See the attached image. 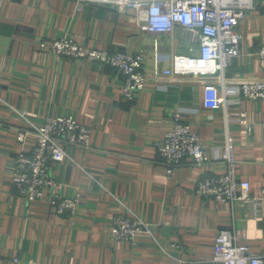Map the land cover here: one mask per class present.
<instances>
[{"label":"crops","instance_id":"0c3cea01","mask_svg":"<svg viewBox=\"0 0 264 264\" xmlns=\"http://www.w3.org/2000/svg\"><path fill=\"white\" fill-rule=\"evenodd\" d=\"M255 4L240 22L241 54L226 71L236 81L264 80L258 54L264 0ZM64 34L110 51L142 49L148 74L198 47L191 31L151 32L133 9L117 11L110 3L0 0V264H217L212 257L222 227L241 231V242L264 255V199L260 215L241 201L217 204L196 189L206 175L225 172L224 162H186L169 176L156 147L174 126L175 112L185 109V121L210 152L225 145L227 131L234 136L239 177L261 196L264 99L209 108L202 84L180 77L167 90L149 81L129 100L113 66L37 48L38 41ZM241 111L251 129L235 120ZM69 114L93 128L90 149L68 146L70 158L50 161L61 193L84 195L75 217L56 213L46 199H27L13 183L16 156L37 141L29 133L20 142L17 129ZM127 211L150 227L134 243L112 235L115 215Z\"/></svg>","mask_w":264,"mask_h":264},{"label":"built area","instance_id":"2783aa9c","mask_svg":"<svg viewBox=\"0 0 264 264\" xmlns=\"http://www.w3.org/2000/svg\"><path fill=\"white\" fill-rule=\"evenodd\" d=\"M110 3L117 11L133 9L137 18L151 32H172L180 26L193 33L198 47L189 53L177 54L167 68L156 67L151 74L143 70L144 51H110L80 44L68 34L42 39L37 48L68 58H81L108 64L123 76L122 94L134 99L136 94L154 81L159 89L167 90L171 78L193 79L202 84L204 105L209 108H227L243 99H264V80L246 78L236 81L226 76L231 61L241 54L240 22L257 0H79ZM264 59V44L258 51ZM185 109L175 112V123L156 142L160 163L170 176L175 168L186 162L202 164L222 161L226 171L209 174L200 179L197 193L212 197L215 203L241 201L251 206L255 215L263 207L264 188L261 196L251 194L250 182L239 177V160L235 152L234 136L227 131L226 143L212 147L211 152L203 143L200 133L185 121ZM29 113H23L27 115ZM229 119V118H228ZM251 129L246 112L241 111L236 119ZM2 123L0 122V127ZM264 129V122H262ZM29 133L36 135V144L30 151H20L15 158L13 183L29 200L46 199L53 211L75 217L84 198L82 192L64 196L59 181L50 171L51 160L70 158L66 147L82 149L92 147L93 128L81 123L72 114L50 115L41 124L31 128H18L16 137L24 142ZM150 231L149 225L133 211L119 212L113 220L112 235L124 241L136 240L137 234ZM242 232L230 227L219 229L212 260L217 264H264V255L251 250L241 242ZM35 264V263H32Z\"/></svg>","mask_w":264,"mask_h":264}]
</instances>
